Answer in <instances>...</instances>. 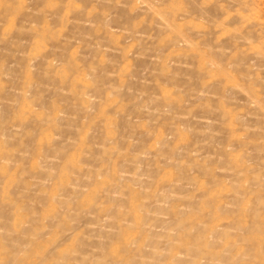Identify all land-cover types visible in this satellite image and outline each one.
Listing matches in <instances>:
<instances>
[{
  "label": "rangeland",
  "instance_id": "1",
  "mask_svg": "<svg viewBox=\"0 0 264 264\" xmlns=\"http://www.w3.org/2000/svg\"><path fill=\"white\" fill-rule=\"evenodd\" d=\"M0 264H264V0H0Z\"/></svg>",
  "mask_w": 264,
  "mask_h": 264
}]
</instances>
